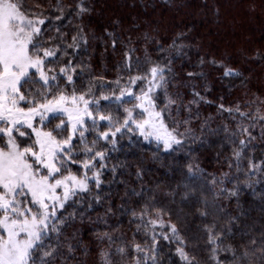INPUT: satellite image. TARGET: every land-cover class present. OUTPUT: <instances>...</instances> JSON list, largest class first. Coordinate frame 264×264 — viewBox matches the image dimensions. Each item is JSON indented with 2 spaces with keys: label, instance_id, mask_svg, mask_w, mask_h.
I'll list each match as a JSON object with an SVG mask.
<instances>
[{
  "label": "snow or ice",
  "instance_id": "snow-or-ice-1",
  "mask_svg": "<svg viewBox=\"0 0 264 264\" xmlns=\"http://www.w3.org/2000/svg\"><path fill=\"white\" fill-rule=\"evenodd\" d=\"M66 7L72 6L62 0H0V264H85L75 256L81 243L76 222L102 203L109 172V183L115 181L117 167L108 166L112 153L145 142L155 144L157 153L186 151L184 163L172 169L180 179L166 189L159 183L146 187L141 168L135 173L139 189L122 181L119 208L109 204L96 221L107 228L96 231L104 247L97 248L95 264H163L165 248L169 264H264V233L257 240L236 229L246 215L244 188L253 187L254 177L264 178V162L246 153L257 124L264 138V98L252 102L258 101L255 111L219 106L236 120L230 134L236 147L227 164L237 175L208 173L190 159L196 149L187 145L196 138L191 128L182 130L189 120L175 119L186 106L179 92L170 91L172 60H153L146 52L142 62L126 48L109 81L83 59L89 44L83 24L70 27L89 7L84 0L71 11ZM182 35L168 45L177 55L185 47L178 42ZM156 51L166 50L160 45ZM209 63L222 67L224 77L242 75L223 61ZM193 96L189 104L204 99L195 90ZM125 137L127 145L121 143ZM225 200L236 204L239 215L228 211ZM117 212L130 217L131 238L112 234L105 218ZM193 214L200 221L195 228L187 222Z\"/></svg>",
  "mask_w": 264,
  "mask_h": 264
},
{
  "label": "trees",
  "instance_id": "trees-1",
  "mask_svg": "<svg viewBox=\"0 0 264 264\" xmlns=\"http://www.w3.org/2000/svg\"><path fill=\"white\" fill-rule=\"evenodd\" d=\"M27 2L33 4L35 0ZM50 2L54 4L56 0ZM62 3L74 7L76 0H62ZM84 3L90 11L84 14L82 20L73 17L70 27L78 23L85 27L89 44L83 59L92 65V71L103 74L109 81L114 80L117 65L123 61L126 48L134 49L133 56L139 57L142 62L146 52L153 60L158 57L171 59L174 79L170 91L179 92L186 106L180 109L175 119H188L189 124L182 125V130L184 127L191 128L196 138L194 144L187 145L196 149L190 159L199 161L208 173L219 176L222 172H230V178L237 175L235 169L230 171L227 164L236 147L230 139L236 120L227 111H221L219 106L223 104L225 108H233L239 105L245 111H255L258 101L252 102L256 97L264 98V0H84ZM72 7H66L65 11H71ZM178 34H183L178 42L185 45L179 55L168 48ZM145 35L152 39L146 41ZM114 39L115 48L112 46ZM160 45L165 52L156 51ZM201 58L204 59L203 64ZM212 59L223 61L242 75L238 78L224 77L222 67L209 63ZM189 72L193 76H189ZM193 90L204 99L195 97L199 102L189 104L194 99ZM261 110L264 111V106ZM224 126L228 127V132L223 131ZM261 132V126L257 124L252 129L256 139L246 149L247 156L257 163L264 162ZM121 143L127 145V137ZM155 147V144L145 142L112 153L114 158L108 166L117 167L115 181L109 183L113 181L109 172L105 177L106 191L102 203L96 205L82 223L79 220L76 222L81 243L75 256L85 264H95L97 248L104 247L98 244L96 231L106 229L107 225L103 222L97 225L96 221L104 217L109 204L119 208L126 191L122 181H126L129 188L139 189L141 182L136 179L135 173L141 168L146 187L159 183L161 189H166L169 184L175 186L174 182L180 179L172 169L177 161L184 163L186 151L168 155L162 151L157 153ZM246 170L243 168L239 173L242 187ZM240 202L246 215L241 216L236 229L259 240L264 233V211H261L264 208V178L254 177L253 187L244 188ZM223 203L233 215H239L235 203L229 204L227 200ZM105 219L114 226V236L123 234L126 238L132 237L134 226L128 224L130 217L117 212ZM187 222L193 228L200 223L194 214L187 217ZM85 249L88 250L86 253ZM169 254L170 249L165 248L161 254L163 264H169ZM69 264H76V261L72 260Z\"/></svg>",
  "mask_w": 264,
  "mask_h": 264
},
{
  "label": "rangeland",
  "instance_id": "rangeland-1",
  "mask_svg": "<svg viewBox=\"0 0 264 264\" xmlns=\"http://www.w3.org/2000/svg\"><path fill=\"white\" fill-rule=\"evenodd\" d=\"M242 18H244L243 16H242ZM247 20V19H246ZM246 20L245 21H243V24H244V26H245V22H246Z\"/></svg>",
  "mask_w": 264,
  "mask_h": 264
}]
</instances>
